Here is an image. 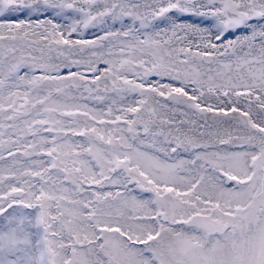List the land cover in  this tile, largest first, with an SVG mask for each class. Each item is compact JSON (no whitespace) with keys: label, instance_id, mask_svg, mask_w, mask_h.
Returning a JSON list of instances; mask_svg holds the SVG:
<instances>
[{"label":"snow or ice","instance_id":"1","mask_svg":"<svg viewBox=\"0 0 264 264\" xmlns=\"http://www.w3.org/2000/svg\"><path fill=\"white\" fill-rule=\"evenodd\" d=\"M0 264H264V0H0Z\"/></svg>","mask_w":264,"mask_h":264}]
</instances>
